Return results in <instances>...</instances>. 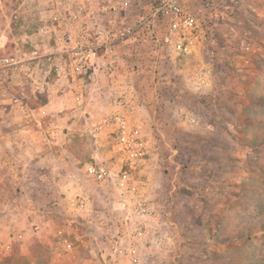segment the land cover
<instances>
[{
	"label": "rangeland",
	"instance_id": "rangeland-1",
	"mask_svg": "<svg viewBox=\"0 0 264 264\" xmlns=\"http://www.w3.org/2000/svg\"><path fill=\"white\" fill-rule=\"evenodd\" d=\"M156 1L0 0V59L22 63L18 70L0 68V128L9 147L0 170V191L9 202L0 264H129L116 261L111 240L133 231L125 219L137 200L155 212L138 224L146 227L142 264H203L196 249L199 257L218 261L222 253L212 246L227 240L223 225L235 218L256 228L248 229L241 245L228 240L230 263L264 258V236L257 230L264 231V164L254 162L264 160V0H246L240 12L218 6L208 11L198 0H186L185 9L200 18L196 33L183 38L167 20L146 21ZM126 27L135 32L115 44L113 54L98 49L89 60H75V48H92L98 30ZM244 31L252 38L251 52L240 48ZM176 68L191 84H171L166 99L171 113L183 117L185 131L176 136L169 128L162 136L154 120L164 102L161 84L165 73L174 81ZM222 82L237 91L241 86L228 113L217 101L208 103L214 84ZM245 100L258 107L248 104L249 112H241ZM134 115H143V124ZM133 141L143 144L145 156L132 171L128 193L87 174L88 165L114 173L128 169ZM238 151L253 157L235 163ZM175 157L182 169L174 167ZM222 160L224 171L217 168ZM241 193L256 196V217L222 212L223 204L246 209ZM21 219L26 225L19 228ZM254 244L256 252H250Z\"/></svg>",
	"mask_w": 264,
	"mask_h": 264
},
{
	"label": "built area",
	"instance_id": "built-area-1",
	"mask_svg": "<svg viewBox=\"0 0 264 264\" xmlns=\"http://www.w3.org/2000/svg\"><path fill=\"white\" fill-rule=\"evenodd\" d=\"M199 2L203 9L208 11H212L218 6L219 9L227 8L232 9L235 12H240L247 6L246 0H199ZM199 18L200 16L198 13H195L194 11L189 12L185 9L184 0H157L156 4L152 7L149 16L146 17V21L155 23L160 19L167 20L171 31L177 34L180 38H183L188 34L192 35L196 33ZM134 32L133 27H126L118 32L110 30L107 33L98 30L95 33V42L93 43L92 48H75V60H78L79 62L89 60L92 54L93 56H97L98 49H104L105 54H113L114 45L129 38ZM89 35L91 36V34ZM239 45L245 52L252 51L253 42L248 31L242 33ZM81 46H83V44ZM179 48L182 47L179 46ZM33 54H35V52ZM104 56L105 55H103V57ZM21 64V61L14 57H4L0 59V68L17 70ZM103 65L109 67L106 60L103 62ZM79 67L83 66H78L76 68L77 71H79ZM123 133L125 134V132ZM130 144L129 159L127 163L129 167L128 169L114 173L103 165H88L86 167L87 174L99 182L111 180L115 182L117 189L128 193V184L131 185L133 179L132 171L137 169L145 156L142 143L133 141L130 142ZM123 189L126 191H123ZM125 197H127V195ZM77 204L80 210H83L86 205L84 201H80V203ZM127 210L129 211L127 212L128 215L126 216L125 224L128 228L133 227V231L131 234L129 233L127 237H114V239L111 240V252L112 255L117 258L116 261L125 259L129 264H142V252L144 249L142 246L145 244L146 240V227L138 224L143 223L147 218L153 219L155 212L151 206L143 200L135 201L132 207H128Z\"/></svg>",
	"mask_w": 264,
	"mask_h": 264
},
{
	"label": "crops",
	"instance_id": "crops-1",
	"mask_svg": "<svg viewBox=\"0 0 264 264\" xmlns=\"http://www.w3.org/2000/svg\"><path fill=\"white\" fill-rule=\"evenodd\" d=\"M185 2H186V0H184V5H185ZM198 3H199V5H201L200 2H199V0L197 1V4ZM18 69H19V67H18ZM169 70L170 69H165L164 72H167ZM181 72H183V70H178L177 68L175 69V73L176 74L174 75V77H175L174 81L172 79H170V76H171L170 74H166L165 73L164 83L161 84L162 85L163 94H164V102L160 106V108L161 107L162 108L160 109V112L158 114L159 115V118H157V119L155 118L154 120L158 121V124L161 123V126L162 127H161V129L159 131H160V133H161L162 136L163 135L167 136L166 134H167V130L169 128H171L175 132L176 136L179 135V134L180 135L181 134H184L183 132L185 131V129L183 128V125H182V123H183V117H178L177 112H175V114H174V111L171 113L172 110L168 107V103H167L168 102V99H166L167 93H168V89L171 88L170 87L171 84L174 83V86H180L182 84L185 88L188 86L187 83L191 84V81H189V82L187 80H184L183 81V79L181 78ZM256 82H257V84H256V86H257L258 85V81H256ZM240 89H241V86L238 87V90L239 91H237L236 87H232V86H230L228 84H224L223 82H222V85L221 86H219L217 84H214V87L212 88V91H215L216 93L213 92L212 93V96L216 97L217 99H215L214 97H212V99L210 101H208V103H210V104L213 105L215 103V101H217L218 102V105L220 104V105H223L225 107V109H224L223 106L221 107V109L223 110V112L224 113H228V109L230 107L229 105L230 104H233V101L230 98L232 96L234 97V95H233V92L234 91L235 92H240ZM224 94H228V96H224ZM237 96H238V98L239 97L242 98L243 97V93L241 95L238 93ZM151 98L153 99V97H151ZM262 98H263V96L257 98L258 105H262V103H261V99ZM207 99H210V98L208 97ZM177 100H178V98H174V101L175 102ZM190 102H192V101H190ZM158 104H160V103L158 102ZM243 104L244 105H243V108H241V112H244L245 109L247 110V112H249L250 109H247V108H249V105L248 104L253 105L254 103L253 102L251 103V101H249V100L248 101L245 100ZM256 107H258V106H256ZM263 108H264V106H263ZM257 115H259V114H257ZM134 116L136 117L135 121L136 122H141L142 124H143V119H146L143 115H139V116L134 115ZM254 120L256 122H260L261 121V119L259 117H256V116H254ZM223 123L226 124L227 121H223L222 124ZM228 123L226 124V126L228 125ZM177 124H179V126ZM207 124H208V122H207ZM139 126L141 127V125H139ZM210 127H212V126H210ZM226 129H229V128H226ZM250 130L251 129H248V130H246V132L249 134V131ZM19 132L20 131H18V130H14L13 131V134L16 135V136H18L20 134ZM200 132H201L200 134H204V136L205 135H209V133H210V132L208 133V131L206 129H200ZM7 135H8L7 132L3 128H0V153H4V155H0V170H2V168H6V165H7V160L5 158V154L8 151L9 147H8L7 144H5V139L3 138L4 136L7 137ZM165 145L167 146L166 140H165ZM247 153H246V155H241L240 152L238 151L235 154V156H236V158H239V159L235 163L241 164V163L245 162V159L244 158L247 159L249 157H251V158L253 157L252 154H250L248 156ZM205 157H207V156H205ZM174 160L177 161V163H174V167L176 166L178 169H182L183 168L182 160H180V158H176V157L174 158ZM254 162L256 164L261 165V166H263V164H264V160H261V158H255L254 159ZM230 163H231V161H230ZM196 165L198 167V164H196ZM226 166H227V163L224 162L223 160H222V162H219L217 164V168L218 169L221 168L222 171H224V169L226 168ZM3 181H5V177L3 178V176H0V184ZM217 183H218V181H217ZM143 192H145V195H147L149 193L147 191V189H144ZM4 193H5L4 191H0V235H1L2 231H3V238L4 237L7 238L6 232H8V228L3 227V225H4L3 222L5 221L4 218L7 217V216H3V215L7 211V208H9V202L7 201L8 200V197H6V195ZM240 197H239V199L240 200H243L245 202L246 207L248 206L246 209H242L241 207H234V206L229 208V207H226L227 205L223 204L222 205V208H221L222 209V212L224 214H226V215L228 213H230L231 216H232V214H235L238 217H243V216H245V214L248 213V214L253 215V216L256 217L258 215L256 213L257 212V207H256L257 205L255 204L256 203V196L250 195V193L249 194H247V193L242 194L241 193ZM12 207H14V206H12ZM15 208H16L15 211L18 210V207H15ZM16 216H17V214H16ZM2 217H3V219H2ZM19 223L20 224H16L15 223L16 225L19 226V228L26 225V222L24 221V219H21ZM250 227L254 228V230H255L256 225L249 224V226H248V224L245 222V220H242L240 218L239 219H236L235 218L233 220H230V219L229 220H226L225 224L223 225L222 231L224 232V236H226L227 240L221 238L220 240L215 241V244L216 245H213L212 246V248L214 247L215 249H218L219 250L218 252L222 253V255L219 256L220 259L218 261H215L214 259H212L211 257H208V256H206V257L205 256L204 257H199L198 255H200V252L197 249L194 250L198 254L195 258L197 260L203 261V264H231L230 263L231 258L226 255L227 254L226 253V249H228L227 246H229L228 240L230 241V239H231L232 241H239V242H235V243L237 245H241L243 242H246V240H248V238H249L248 237V233H249L248 229ZM207 228H208V232L214 231V229L212 227H207ZM259 228L260 229H257V230H260L261 231L260 236H259L260 239H261L264 236V231L261 229V227H259ZM253 231H251V232H253ZM19 232H21V231H19ZM214 232H216V231H214ZM20 234L23 235V237H24V234L23 233H20ZM239 235H242L243 238L242 239H234L235 237H237ZM256 235H259V232ZM253 238H255V237H253ZM2 240H3V244L0 242V246H4L6 244V241H7V240H4V239H2ZM207 242H209V243L212 242L213 243L214 242V238L207 239ZM255 244L251 248L250 252L253 251V250L255 251ZM249 254L251 256L252 253H249ZM249 258L250 259H246L241 264H264V258H261L260 255L254 257V260L252 259V257H249ZM3 260L4 259H0V261H3ZM8 260H11V259H8ZM174 263L175 264H181V262L179 260L177 262H174Z\"/></svg>",
	"mask_w": 264,
	"mask_h": 264
},
{
	"label": "trees",
	"instance_id": "trees-1",
	"mask_svg": "<svg viewBox=\"0 0 264 264\" xmlns=\"http://www.w3.org/2000/svg\"><path fill=\"white\" fill-rule=\"evenodd\" d=\"M249 31V30H248ZM250 32V31H249Z\"/></svg>",
	"mask_w": 264,
	"mask_h": 264
}]
</instances>
